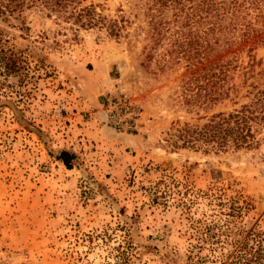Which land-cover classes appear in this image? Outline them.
<instances>
[{"label": "rangeland", "instance_id": "rangeland-1", "mask_svg": "<svg viewBox=\"0 0 264 264\" xmlns=\"http://www.w3.org/2000/svg\"><path fill=\"white\" fill-rule=\"evenodd\" d=\"M245 1L264 38V0ZM91 2L127 36L74 40L39 8L0 14V264H234L239 246H264V143L176 149L170 128L235 106L183 104L184 69L169 39L154 46L144 1ZM238 64L240 94L249 69L264 83V41ZM69 149L71 170L57 160Z\"/></svg>", "mask_w": 264, "mask_h": 264}, {"label": "trees", "instance_id": "trees-1", "mask_svg": "<svg viewBox=\"0 0 264 264\" xmlns=\"http://www.w3.org/2000/svg\"><path fill=\"white\" fill-rule=\"evenodd\" d=\"M150 27L154 46L163 40L171 41L170 54L176 56V65L184 69L180 86L183 104L212 108L230 101L233 110L217 113L203 124H176L172 136L176 149L227 153L252 150L264 143V83H248L249 70L244 72L243 87L234 81L243 69L238 64L240 55L251 53L264 38L255 29L247 15H242L245 0H139ZM257 3V0H251ZM88 0H1L0 14H22L25 7L39 8L46 17L69 31L78 40L80 30L99 29L107 38H125L128 21L124 17L110 19L102 13V5ZM254 5V4H253ZM175 28V29H174ZM173 29V30H172ZM152 49H154L152 47ZM252 64L248 66H252ZM243 100V102H239ZM168 132L167 135L170 134ZM57 160L71 169L74 156L61 152ZM260 240V233L250 231L249 239ZM239 246L234 264H262L264 246L247 251ZM238 255V256H237Z\"/></svg>", "mask_w": 264, "mask_h": 264}, {"label": "built area", "instance_id": "built-area-1", "mask_svg": "<svg viewBox=\"0 0 264 264\" xmlns=\"http://www.w3.org/2000/svg\"><path fill=\"white\" fill-rule=\"evenodd\" d=\"M116 106L118 107V110L120 111V114L118 115L121 116V115H124V117L126 116H130L131 115V118L133 119L134 117V111H133V108L129 105H127L126 103H123V104H116Z\"/></svg>", "mask_w": 264, "mask_h": 264}, {"label": "crops", "instance_id": "crops-1", "mask_svg": "<svg viewBox=\"0 0 264 264\" xmlns=\"http://www.w3.org/2000/svg\"><path fill=\"white\" fill-rule=\"evenodd\" d=\"M91 126V125H90ZM88 129H90V127L88 128ZM87 130V129H86ZM86 130H84V134L86 135V136H89V134H88V132L86 131ZM67 153L68 154H70V155H73L74 156V160H72L71 162H70V164H71V169H72V167H74L73 166V163H74V161H78V153L76 152V149H69V150H67ZM65 168H66V166L64 165V163L63 162H61V161H59ZM70 169V170H71Z\"/></svg>", "mask_w": 264, "mask_h": 264}]
</instances>
